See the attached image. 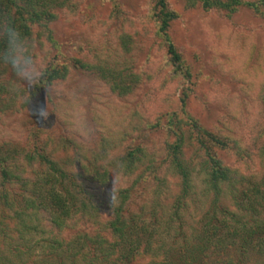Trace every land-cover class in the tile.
<instances>
[{
    "label": "rangeland",
    "instance_id": "rangeland-1",
    "mask_svg": "<svg viewBox=\"0 0 264 264\" xmlns=\"http://www.w3.org/2000/svg\"><path fill=\"white\" fill-rule=\"evenodd\" d=\"M167 1L179 16L171 37L191 68V81L173 73L167 62L165 44L152 16V0H73L56 8L58 18L51 26L56 42L52 45L42 29H35V54L46 68L51 56L56 62L63 52V61L77 58L98 67L112 63L119 70V63H125L133 71H142V83L126 96L114 93L109 80H103L91 67L88 71L72 69L67 81L51 87L46 83L31 88L24 85L33 99L30 105H19L9 91L15 77L10 68L0 64V146L28 149L47 143V151L57 162L80 173L84 198L100 209L95 222L91 216L81 215L61 229L41 212L32 222L36 231H30L16 220L14 212L21 206L11 211L0 197V249L12 258L2 264H82L80 256L71 258L76 250L68 246L82 231L94 230L93 223L110 221L114 199L138 180L135 197H143L141 204L152 207L158 201L159 212L168 214L180 196L182 182L167 163V145L174 141L168 135L167 115L176 112L185 118L180 99L186 89L191 90L187 113L214 135L231 137L239 144L228 150L216 149L224 166L239 177H263L264 161L258 158V146L264 138V18L249 9L228 15L201 6L189 8L186 0ZM121 33L128 35L127 51L119 50ZM80 128L86 134L82 135ZM137 146L144 149L142 161L128 172L122 159L129 148ZM184 159L193 168L182 231L189 236L208 211L212 194L201 167L204 154L190 140ZM95 169L107 174L104 180ZM35 171L46 172L38 165ZM10 191L15 198L24 196L18 184ZM224 202L231 211L236 210L229 197ZM139 207L134 205L133 211ZM178 230L173 229L171 235L177 236ZM166 243L169 246L174 240ZM9 246L18 253L15 257L8 252ZM152 261L144 255L134 264Z\"/></svg>",
    "mask_w": 264,
    "mask_h": 264
},
{
    "label": "trees",
    "instance_id": "trees-1",
    "mask_svg": "<svg viewBox=\"0 0 264 264\" xmlns=\"http://www.w3.org/2000/svg\"><path fill=\"white\" fill-rule=\"evenodd\" d=\"M72 1L0 0V14L12 17L17 27L33 41L35 29H42L52 45L56 42L51 28L58 18L56 8ZM152 2V16L157 22V33L165 44L167 62L173 73L191 81V68L185 63L171 37L173 23L179 16L170 8L167 0ZM186 6H201L205 10H218L228 15L241 9H249L264 18V0H186ZM127 38L126 33L119 35L120 51L129 50ZM38 42L40 43L39 39ZM60 55L56 57V62H53V56L50 57L47 81L37 82L35 86L46 83V86L51 87L53 83L67 81L72 69L88 71L91 67L98 70L99 73L96 74L102 76L103 80H109L108 85L114 93L122 96L132 93L142 83V71H133L125 63H119L122 69L119 70L112 63H103L98 67L77 58L63 61V52ZM190 92V89H186L180 99L185 118H180L176 112L167 115L168 135L174 138L167 145V163L177 171L182 182L180 196L171 209L167 210L168 214L166 211L159 212L161 206L158 201L153 200L155 203H152V207L150 203L141 204L140 198L143 197H135V187L140 185L138 180L132 187L120 191L114 199L110 221L105 225L98 221L97 224L93 223L96 225L94 230L82 231L71 246H68V249L76 250L72 251V259L80 256L82 264H134L138 257L147 255L154 259L151 264H264V175L260 180L239 177L236 171L224 166L216 149L228 150L232 144L235 147L239 144L231 140V137L214 135L187 113ZM261 95L264 111V90ZM161 124L162 121H159L158 125ZM188 140L195 143L204 154L201 167L207 176L208 193L212 194L208 211L189 236L182 232L186 225L184 211L186 213L188 210L186 201L192 190L193 168L184 159V148ZM38 145L36 146L39 147ZM43 145L41 148L31 146L28 149L0 146V197L4 205L13 211L19 204L21 210L14 212L16 220L30 231H36L32 222L39 218L41 212L49 215L51 224L57 229L81 215L87 218L89 215L95 222V213L100 209L84 198L85 189L78 182L80 173L57 162L47 151V143ZM128 150L122 159V166L132 172L141 163L144 149L137 146ZM258 158L264 161V138L258 146ZM37 165L45 168L46 172H34ZM95 170L101 177L100 180H104L107 174ZM17 184L23 190L22 199L15 198L10 191ZM228 197L233 202L235 211L226 207L224 200ZM136 204L140 207L133 211ZM178 228L177 236L171 235L172 230ZM167 238L174 240V243L168 246ZM11 248L12 246L7 248L8 252L15 257L18 253ZM160 255L163 256L161 261L157 260ZM9 260L12 258L7 257L0 249V264Z\"/></svg>",
    "mask_w": 264,
    "mask_h": 264
},
{
    "label": "clouds",
    "instance_id": "clouds-1",
    "mask_svg": "<svg viewBox=\"0 0 264 264\" xmlns=\"http://www.w3.org/2000/svg\"><path fill=\"white\" fill-rule=\"evenodd\" d=\"M35 48L33 39L17 27L12 17L0 14V64L10 68L15 77L9 91L19 105H30L33 99L24 85L31 88L37 82L47 81V68L35 54ZM79 131L86 134L83 128Z\"/></svg>",
    "mask_w": 264,
    "mask_h": 264
}]
</instances>
